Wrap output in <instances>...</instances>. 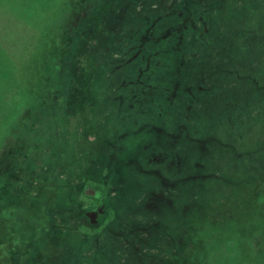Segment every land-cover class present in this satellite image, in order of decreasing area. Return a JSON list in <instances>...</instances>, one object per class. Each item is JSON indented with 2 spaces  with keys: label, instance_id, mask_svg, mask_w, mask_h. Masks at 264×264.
Returning <instances> with one entry per match:
<instances>
[{
  "label": "rangeland",
  "instance_id": "1",
  "mask_svg": "<svg viewBox=\"0 0 264 264\" xmlns=\"http://www.w3.org/2000/svg\"><path fill=\"white\" fill-rule=\"evenodd\" d=\"M225 262L264 264V0H0V264Z\"/></svg>",
  "mask_w": 264,
  "mask_h": 264
},
{
  "label": "trees",
  "instance_id": "2",
  "mask_svg": "<svg viewBox=\"0 0 264 264\" xmlns=\"http://www.w3.org/2000/svg\"><path fill=\"white\" fill-rule=\"evenodd\" d=\"M184 1H187V0H184ZM226 1H228V2H235V0H226ZM196 2H197V0H196ZM118 3V2H117ZM124 4H118L117 5V8H114V9H116V10H113L114 11V13H120V14H122L123 16H125L126 17V15H125V9H127V7H125V6H123ZM119 6H120V10H121V12L119 11ZM113 8V7H112ZM219 8H223V6H221V7H218V9ZM123 10V11H122ZM188 10V9H187ZM187 12V11H186ZM188 12H193V10H191V9H189V11ZM179 15V13L177 12V16ZM123 16H118V21L119 22H121L122 21V18H123ZM179 17V16H178ZM179 19V18H178ZM182 20H181V23H180V25L176 28L177 30H180L181 28H183V27H186V25H188V22L190 21V15L188 16V15H186L185 17H183V18H181ZM198 20L199 21H202V16H200L199 18H198ZM158 21H155V22H153L152 23V25L150 26V28L147 30V32L145 33V35H143L142 37H141V41H143V42H148L149 41V39H150V35H151V33H152V30H153V28L155 27V26H157L158 25ZM133 57H135V56H133ZM103 60L104 59H97L96 61H99V64H100V67L101 66H103L104 64H102L103 63ZM132 60V59H131ZM70 71H71V73L73 74V75H77L78 74V76H79V78H77V79H80L79 81L81 82V83H83L84 85H85V83L87 84H89V82H90V80L88 79V76H86L85 74H88V72L86 71V67H83V66H78V65H75V64H73L72 65V67H71V69H70ZM81 72V73H80ZM85 73V74H84ZM68 98H69V102H70V106H69V110L71 111V113H73L72 115H74V117H77V116H81L82 114H83V111H82V109H80V107H82V103H83V101L85 100V99H87L88 100V96H86V94L85 93H83L81 90H80V88H75V89H73V90H71V92H70V94H69V96H68ZM76 104V108H73V105H75ZM89 129V128H88ZM87 129V130H88ZM87 133V132H86ZM107 143V144H106ZM106 143H105V151H106V149H110V147H112L113 146V144H112V142H110V141H106ZM88 152V151H87ZM89 155V156H91V157H88L87 158V161H88V164L90 163V165L92 164V163H94L95 162V159L98 157L96 154H92L91 152H89L88 154L87 153H83V155ZM101 154H103V153H101ZM96 155V156H95ZM106 155V154H105ZM123 162H125V161H123ZM90 165H88V166H90ZM103 177H106V178H102L103 179V181H101V183L100 182H97V181H90V179H92L91 177H89V181H87V183H86V186H85V188H84V190H83V193H84V195L87 197V198H89L90 200H92L91 202H92V207L90 208V214H89V219L92 221V223H91V225H93V226H95V225H98L99 224V222H97V224H95L96 223V220L98 219L97 217H98V215H99V213H100V215H101V217L102 218H105V216L108 214L110 217H114V215H116V217H118L120 214L119 213H116V211L114 210V207L112 206V201H113V196H112V194L114 193L113 192V190L115 189L116 191L118 190V189H120L121 188V186H116V187H110V186H108L107 187V185L109 184V181H110V179L108 178V175H105V176H103ZM114 190V191H115ZM82 193V194H83ZM95 212H97V213H95ZM94 213L95 214H97V216H95L94 215ZM210 238V240H212V238L213 239H218V236H214V237H212V236H209ZM107 245H111L110 244V242H108L107 243ZM111 247H109V249H110ZM110 254V253H109ZM112 254V253H111ZM254 254H256L257 255V253H255L254 252ZM146 255H148V254H146ZM255 255V256H256ZM143 264H145V263H143ZM191 264H194V263H191ZM220 264H224V263H220ZM225 264H228L227 262H225ZM230 264H232V262L230 263Z\"/></svg>",
  "mask_w": 264,
  "mask_h": 264
}]
</instances>
